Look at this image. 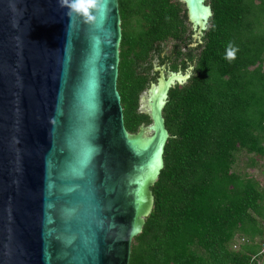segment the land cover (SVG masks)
Returning <instances> with one entry per match:
<instances>
[{
	"label": "water",
	"instance_id": "obj_1",
	"mask_svg": "<svg viewBox=\"0 0 264 264\" xmlns=\"http://www.w3.org/2000/svg\"><path fill=\"white\" fill-rule=\"evenodd\" d=\"M181 1L199 43L211 5ZM85 2L86 17L71 0H0V264H130L153 207L163 108L192 71L155 67L140 107L152 122L129 133L119 2Z\"/></svg>",
	"mask_w": 264,
	"mask_h": 264
},
{
	"label": "trees",
	"instance_id": "obj_2",
	"mask_svg": "<svg viewBox=\"0 0 264 264\" xmlns=\"http://www.w3.org/2000/svg\"><path fill=\"white\" fill-rule=\"evenodd\" d=\"M118 2L117 88L126 129L136 134L152 122L139 110L149 76L139 67L162 42L187 44L191 27L178 0ZM209 3L201 41L186 52L178 48L177 58L193 70L168 92L164 165L130 264H261L264 257V187L234 169L238 152L264 156V0ZM238 236L247 242L234 249Z\"/></svg>",
	"mask_w": 264,
	"mask_h": 264
},
{
	"label": "flooded vegetation",
	"instance_id": "obj_3",
	"mask_svg": "<svg viewBox=\"0 0 264 264\" xmlns=\"http://www.w3.org/2000/svg\"><path fill=\"white\" fill-rule=\"evenodd\" d=\"M178 1H180L186 7V5L181 0H178ZM185 9L187 10V8H185ZM186 12H187L186 17L188 18V10L185 11V13ZM189 23L193 26V24L190 20H189ZM192 32L193 31H191V35L194 33L193 35H196V39H193L191 36V39L188 41L187 44L182 43V44H184V46L182 47V50L184 52L188 51L189 47L194 48V46H196L198 44L196 42V40L199 39V37L197 36V34H198L197 30L193 33ZM168 42L169 41L162 42L159 45H157V48H155L154 50L151 51L150 56L148 57L147 61L144 62L143 65L139 67V69L142 72H144V73L148 72V74H149L146 85L143 88V90L140 91V94H139L140 107L142 105L141 103L145 99V96L143 97V93L146 92V95H148L150 89L153 86L157 85L160 81V78H161V74L159 76L157 75V76L153 77V64H154L153 62H154V60H156V59L158 60V62L155 63V67L157 68L158 71H161L162 67L166 68L167 65L169 66V70H167V72L165 74V76H167V77L171 74V72H182L183 74H185V73L193 70V68L191 67V65L187 61H183V58H179V59L177 58L178 48L180 47V45L174 47V50L171 51L172 53L170 52L172 54L170 56V53H168L166 51V49H167L166 47L168 45ZM176 62L179 65H178V68L176 70H174L173 66ZM150 66H151V68H149ZM150 73H151V75H150ZM146 113L148 114L149 111H146ZM138 133H136V134H138Z\"/></svg>",
	"mask_w": 264,
	"mask_h": 264
},
{
	"label": "rangeland",
	"instance_id": "obj_4",
	"mask_svg": "<svg viewBox=\"0 0 264 264\" xmlns=\"http://www.w3.org/2000/svg\"><path fill=\"white\" fill-rule=\"evenodd\" d=\"M206 3H209V0H206ZM183 7H184V12L187 11L185 9L186 7L184 5H183ZM186 14H187V12H186ZM187 22L189 23V17L187 18ZM190 27H191L190 28L191 31L195 32L194 26H192L190 24ZM191 36L194 39V36L193 35H191ZM175 45H176V43L174 41H169L168 45L166 47L167 48L166 51L168 53H170L172 50H174ZM183 46H184V44L181 43L180 47H183ZM196 46H194V47H196ZM171 53H170V56L172 55ZM157 62H158L157 59L154 60V62H153L154 63L153 64V77H155V74H156L155 63H157ZM165 70L166 71L169 70L168 65L166 66ZM150 75H151V73H150ZM140 112H145V111H140ZM234 169L237 172L242 173V174L246 173L249 175H253L255 178H257L261 182L262 186L264 187V156H257L255 154H248L245 151L238 152L236 154V164H235ZM246 242L247 241L245 239H242L240 236H238L235 238L234 242L232 243V247L234 249H239Z\"/></svg>",
	"mask_w": 264,
	"mask_h": 264
},
{
	"label": "clouds",
	"instance_id": "obj_5",
	"mask_svg": "<svg viewBox=\"0 0 264 264\" xmlns=\"http://www.w3.org/2000/svg\"><path fill=\"white\" fill-rule=\"evenodd\" d=\"M91 6L92 5L90 3H86L85 0H71V3L67 4V7L69 9L68 14L72 15L83 13L86 17L88 8ZM225 59L229 61L235 59V49H233L231 45H229V50L227 51Z\"/></svg>",
	"mask_w": 264,
	"mask_h": 264
},
{
	"label": "bare ground",
	"instance_id": "obj_6",
	"mask_svg": "<svg viewBox=\"0 0 264 264\" xmlns=\"http://www.w3.org/2000/svg\"><path fill=\"white\" fill-rule=\"evenodd\" d=\"M202 5H203V3H202ZM204 6V5H203ZM211 12V11H210ZM210 15H208V17H209ZM208 17H207V19H208Z\"/></svg>",
	"mask_w": 264,
	"mask_h": 264
}]
</instances>
